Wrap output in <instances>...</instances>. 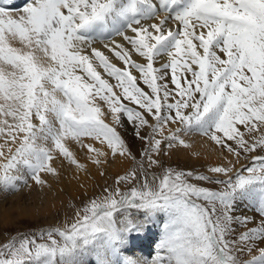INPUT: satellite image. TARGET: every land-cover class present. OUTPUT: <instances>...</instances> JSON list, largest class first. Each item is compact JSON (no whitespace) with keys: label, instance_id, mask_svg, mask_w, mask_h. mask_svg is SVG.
I'll list each match as a JSON object with an SVG mask.
<instances>
[{"label":"snow or ice","instance_id":"snow-or-ice-1","mask_svg":"<svg viewBox=\"0 0 264 264\" xmlns=\"http://www.w3.org/2000/svg\"><path fill=\"white\" fill-rule=\"evenodd\" d=\"M12 8L0 3V192L45 186L57 155L82 169L69 141L96 165L111 155L136 168L63 227L0 242V264H87L88 254L120 264L109 257L159 218L148 264H264V0ZM125 119L144 145L139 159L119 130ZM193 136L222 163L206 174L164 168Z\"/></svg>","mask_w":264,"mask_h":264},{"label":"bare ground","instance_id":"bare-ground-1","mask_svg":"<svg viewBox=\"0 0 264 264\" xmlns=\"http://www.w3.org/2000/svg\"><path fill=\"white\" fill-rule=\"evenodd\" d=\"M0 3H3L4 7L11 8L12 6H14L15 9H18L21 7V5L24 6L26 0H0ZM14 8H12L13 11H15ZM114 62L117 63L119 66L118 62ZM98 71H100L103 75L102 69H98ZM109 82L112 84L115 83V81L111 79H109ZM106 119L111 121V116L109 115ZM1 142H3V140H1L0 143ZM89 143L86 142V144ZM78 145H75V142L71 141L67 143V146L69 147V150L73 152L75 159H81L80 161L87 165V174L85 173V170V172L77 170V168H75V165L69 164L67 160L62 159L63 157L57 155L56 159H54L52 162V166L56 169V172L58 174L55 176L46 175V177H43L42 179L47 181V184L45 186L41 187L33 183L30 189H23L20 193L16 195L7 196L4 193H0V218H4L6 220L10 218L11 213L20 214L23 216L25 215V217H31L36 214V212H41L44 214L52 213L57 208H60L62 212H65V207L69 201L67 200L66 193L60 191L63 188H66L69 194L77 195L73 193L75 189L88 190L89 187L93 185L91 177L99 176V167L96 168L95 164L92 162L93 154L89 153L86 148H82L80 147V145ZM94 146L100 147L96 143L94 144ZM192 147H194L195 150H199L202 155L209 156L210 161H212V164L213 162L217 163V161L223 159L222 154L217 153L218 149L216 147L208 146L204 141L201 142L199 138L195 140V143ZM177 150L179 151V154H181L183 157L189 154L190 151L189 149L182 148ZM81 154H83L82 158L78 159V156H80ZM109 162H111L109 171L116 172V174H118L123 168L124 164H126V159L116 158L112 159V161ZM97 181H100L99 177ZM60 187L62 189H60ZM245 211L248 215H253L252 212L247 210ZM154 231V228L151 227L150 231H148L141 237L135 238L126 249L117 253L115 256H111L109 258L113 262L119 261L120 264H124L125 260H131L137 262V264H148V257L146 255L147 251L143 252L139 248H146L147 250V247L145 246L149 242V238L153 235ZM140 240H143V242H139ZM91 260L94 261L93 264H96L97 257L95 254L93 258L86 259L87 264H89Z\"/></svg>","mask_w":264,"mask_h":264},{"label":"rangeland","instance_id":"rangeland-1","mask_svg":"<svg viewBox=\"0 0 264 264\" xmlns=\"http://www.w3.org/2000/svg\"><path fill=\"white\" fill-rule=\"evenodd\" d=\"M23 5H21L20 8H22ZM15 9V8H14ZM13 10V9H12ZM115 84V83H113ZM127 103V102H125ZM129 107H134V105H128ZM108 118V117H107ZM106 123H109L111 125V121L107 120ZM126 141V143L131 148L132 152L137 156L139 159V153L141 149L144 147V145L141 144L139 140H137L132 135V128L130 125L127 124L125 119V126L122 129H119ZM146 134V133H145ZM199 138V140L202 142L204 141L208 146H214L212 142L208 141L205 137L200 136H193L191 140L189 141L192 146L195 143V140ZM3 140V138L0 139V141ZM90 142L94 143V141L89 140L85 138L82 143ZM3 143V142H1ZM75 145H78L75 143ZM79 146V145H78ZM96 147V146H95ZM215 147V146H214ZM183 149V148H182ZM189 154H187L185 157H183L181 154H179V151L173 150L168 157H163V165L164 168H173L178 171H191L194 174H206L207 169L212 166H217L220 163H222V160H219L216 162L210 161L209 156L202 155L199 150H195L194 147H191L189 149ZM175 151V152H174ZM192 153V154H191ZM218 154H221L218 150ZM81 154L78 156V159L82 158ZM209 158V159H208ZM64 159V158H62ZM111 155L107 157V163H101L100 165H96L95 167H99V182L97 181V176H92V182L93 185L89 187L88 190L85 189H78L74 190L73 193L77 195H72L67 192L66 188L62 189L60 192H65L67 196V200L69 201L68 204L65 207V212H62L61 209L57 208L52 213H41L36 212L33 216H26L20 215L16 213H11L10 218L8 219H1L0 218V242L8 240L11 236L18 235L20 233L24 234H33V233H39L42 229H49L53 227H63L66 222L70 223L74 220L75 212L84 206H86L91 200L93 199H102L106 193H104V188H109L110 190H113L115 185V180L118 176L126 174L128 171H131L132 169L136 168V164L132 162L131 160L126 159V164H124L123 168L120 170L118 174L116 172H110L109 167L111 165L112 161ZM81 160V159H80ZM80 160H77L78 163L80 162L81 165L84 167L80 170V168H77L79 171H83L86 174L88 173V167ZM103 160V159H102ZM53 162V161H52ZM211 163V164H210ZM85 170V171H84ZM159 172L160 170H156ZM103 173V175H101ZM43 175V176H42ZM46 175H49L47 173H41V178L46 177ZM59 189V190H60ZM66 190V191H65ZM127 190V188L122 187V191ZM2 193V192H0ZM10 196V195H7ZM41 213V214H40ZM162 222V218H159L156 225H153L154 228L153 235L149 238V242L146 244V248H139L141 251L146 252V255L148 257V262L152 261L157 253V245L159 243L160 238V225ZM140 239V238H139ZM151 240V241H150ZM139 242H143V240H140ZM94 254H88L84 257L85 261L86 259L93 258ZM94 261L91 260L89 264H93Z\"/></svg>","mask_w":264,"mask_h":264}]
</instances>
